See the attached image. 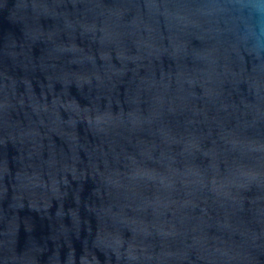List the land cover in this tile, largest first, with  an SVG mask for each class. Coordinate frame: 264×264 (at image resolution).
<instances>
[{
    "label": "water",
    "instance_id": "1",
    "mask_svg": "<svg viewBox=\"0 0 264 264\" xmlns=\"http://www.w3.org/2000/svg\"><path fill=\"white\" fill-rule=\"evenodd\" d=\"M0 264H264V0H0Z\"/></svg>",
    "mask_w": 264,
    "mask_h": 264
}]
</instances>
